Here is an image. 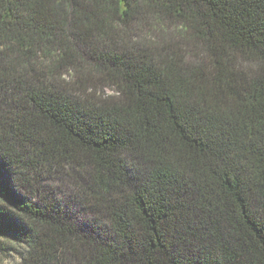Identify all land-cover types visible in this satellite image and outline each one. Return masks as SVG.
<instances>
[{
  "label": "trees",
  "instance_id": "16d2710c",
  "mask_svg": "<svg viewBox=\"0 0 264 264\" xmlns=\"http://www.w3.org/2000/svg\"><path fill=\"white\" fill-rule=\"evenodd\" d=\"M0 238L264 264V0H0Z\"/></svg>",
  "mask_w": 264,
  "mask_h": 264
},
{
  "label": "rangeland",
  "instance_id": "374dc122",
  "mask_svg": "<svg viewBox=\"0 0 264 264\" xmlns=\"http://www.w3.org/2000/svg\"><path fill=\"white\" fill-rule=\"evenodd\" d=\"M8 242L5 239L0 238V264H8L9 261L13 259V256L11 258H8L7 254L4 251V247H6ZM12 254H14V251H11Z\"/></svg>",
  "mask_w": 264,
  "mask_h": 264
}]
</instances>
